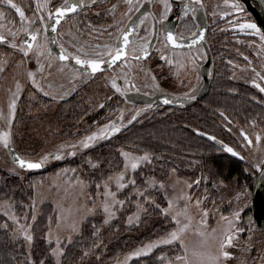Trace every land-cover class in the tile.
I'll return each mask as SVG.
<instances>
[{
	"label": "rangeland",
	"instance_id": "obj_1",
	"mask_svg": "<svg viewBox=\"0 0 264 264\" xmlns=\"http://www.w3.org/2000/svg\"><path fill=\"white\" fill-rule=\"evenodd\" d=\"M31 2L32 5L30 8H27V6L22 7L18 2L14 3L25 11L26 17L33 18L36 4H43L45 0H32ZM132 2L134 1L132 0ZM235 2H237V0H208L207 2L205 9L208 11L210 38L214 46L213 66L209 76L212 81H215L216 68L220 66V62L224 63V66H228L227 71L229 80L250 89L252 92L250 99L256 105L264 108V93H261L252 83V81L255 80L257 83L261 84V86H264V80H260L259 77L256 76V73L252 71V69L255 68L256 72L264 76V42L260 40L259 36L241 32L238 27L235 26L234 22L237 19H239L240 23L253 22L252 17L246 12L241 3L244 9L242 13H237L230 7V5ZM54 3L55 0H50L49 7H53ZM153 3L155 15L160 21L162 6L159 4L158 0H154ZM113 5L117 6L114 12L112 11ZM105 6L106 5L102 6V8ZM106 7L113 17L109 22L99 26L100 28L91 26V49L95 48L97 44L101 47L104 45H113L114 39L111 40L112 36L108 39H103L106 38L107 35H98L99 33L96 31H102L104 33L108 27L111 28L120 25L129 13V5L125 3V0H112L111 4H108ZM0 11L5 13V19L0 21L5 27L0 28V33L4 34L11 42L12 37L8 35V29L11 28L13 31H16L21 27V22L14 9L8 11L0 8ZM213 13L216 14L214 15ZM225 13H230V15L225 16ZM44 15L47 16L46 11ZM183 18L184 21L181 22L178 32L181 35L193 34L195 32V27L193 26L195 23L191 18V14ZM229 21L233 23L230 24ZM147 24V19H144L143 23H141L143 28L142 32L147 30ZM25 26H27L26 22ZM36 27H41L39 43L45 44L42 26L38 24L33 25L32 30H35ZM79 28L82 27L79 26L78 19L73 18L71 21H66L59 29L58 38L70 52H75V49L70 46L71 44H75L76 47H83L85 51L90 50V41L87 37L80 35L81 32L79 33ZM69 33H71V35H69ZM23 34V32L18 34L16 38L17 44L22 43ZM220 34L222 39H220ZM146 42L147 39L145 40L144 37L136 39L129 48V54H132L133 48L139 51L140 45ZM215 42L218 43V47ZM156 50L160 54L159 56L163 54L172 59L173 63L170 65L166 63L165 60H158V55L141 62L127 59L126 63L131 66L130 68L125 67L123 64H118L109 72L97 73L94 77H89L87 75H77L76 73L78 70L67 67L57 59L49 60L47 50L44 51V55L42 56L30 53L28 57H23L18 50L10 48L8 43L0 44V64L4 67V71L0 72V114H2V118H0V131L8 130V119L10 116L9 104L10 100L13 98V94L17 91L16 84L19 82L21 91L19 92V99L16 104L15 118L12 120L11 125L12 145L14 144L15 148L20 153L34 161L39 160L42 156L57 152L58 150L59 154L62 156L60 160H56L54 157L50 156L48 162L40 170H21L9 160L6 149L0 147V172L17 176L21 181L31 180L33 184V195L29 198L28 202L24 204L23 212H17L14 203L0 201V215L3 218L1 226L8 231L10 242H21L23 244L27 255L29 252L28 244L17 234V229L19 224H33L31 216L35 214L37 217L40 214L39 207L43 202L52 204L53 212L56 217L54 225L51 224V228L55 233L56 223L59 220L61 224L59 234L62 239L71 236L73 240L79 234L81 224L95 213L100 214L104 223L107 214L103 212V205L105 201H111L112 199L111 196L105 195L106 189L104 185L106 182L108 183L107 191L115 193L117 200L124 201L122 206L116 205L113 209V211H115V217L112 218L108 224L120 219L124 225H131L137 223L135 219L137 215L141 218L144 211L138 209L137 205L140 204L144 208L142 202L139 201V198L142 197L139 193H144V191L141 188L132 187L133 185L129 183V181L135 179V173L147 163H141L140 167L135 172H132L130 168L127 171L124 182L128 184L127 187H132V193H126V196L123 192L127 187L118 189L115 177L124 171V159L120 155L121 150L128 151L137 156L143 155L144 152L136 153L119 148L118 153L122 163L120 169L111 175V177H113L111 181L106 179L99 184V188L96 186L95 192L91 194L85 179L84 168L85 166L91 168L93 163L90 159L81 161V156L107 139H98L87 149L80 145V141L93 133H98L104 125L111 121L118 119V124H120L122 128L129 123L132 116L137 112L140 114L135 120L150 109H153V106L150 105L131 104L124 101L123 95L117 93L115 89L111 87V78L113 76H116L117 80L121 81L119 86L122 89H127L126 92L136 90L149 95L159 93L183 96H185V93H188L194 96L202 84L199 69L205 59L203 49L197 47L181 52L172 51L169 48H165L162 40H159ZM245 57H247V59H245ZM5 61L6 63H4ZM229 61L232 63H228ZM158 62L163 64L158 67L157 64H160ZM49 63H51V68L48 67ZM164 63L170 65L173 69L166 71ZM154 64H156V66ZM178 64H183L184 67H178ZM41 65H43V71H40ZM62 65L64 66L63 72L59 70ZM141 68L145 69V71H140ZM29 71L35 74L37 83L44 91L50 93L49 96H45L42 91L32 84V81L27 76V72ZM125 72L128 73L127 79L131 81V83H134L135 87L125 85ZM153 75L156 77L155 82L159 85V88L153 86V81L151 79ZM168 82L174 84L176 87H171V84H168ZM53 97H55V99H53ZM71 98L73 100H82L86 107H91V118L88 119V123L85 122L74 127L72 132H70L72 136L68 137V135L62 134L64 129L61 126V121L64 120V124L68 121L66 119L68 114L65 111L67 106H62L61 104L65 99ZM101 103H103L105 107L100 108L99 105ZM63 113L64 115H62ZM121 114L123 116L122 120ZM263 115H252L244 117L242 120L227 123V132L231 140L225 141L216 139L221 142V144L218 145L221 147L222 153L231 155L230 153L224 152L222 149V145L226 144L240 153L245 159L240 160L238 157H235L242 163L243 177L240 180L233 179L228 183H218L213 187V189L216 190L214 196H211L212 193L209 192L207 187L202 188L199 187L200 185H193L191 189L187 188V183H191L195 180L178 176V169L189 171L194 167V162L192 160H177L175 166L178 169H176L175 172L170 171V176L164 180H158L156 182L152 177L147 175L143 176L145 184H147L148 187L153 186V180L156 182L155 186L157 187L163 182L165 187L163 189L159 188L162 190L166 202L168 199H175L182 195H191L193 197L192 202H186L184 200L177 201L180 207H183L185 203L189 204V215L192 217V226L183 237L188 247L187 255L190 264H200L199 253L208 250L202 246L203 238L196 235L197 229H200L199 221L201 219L200 209L194 206V201L197 198L202 201L200 208L206 209L209 212V216L207 217V228L200 229L207 233H211L212 229H217L219 233L220 230L227 228V222L222 220L221 216L232 219L234 211L241 210V217L236 226L243 228L244 231L236 234L237 238L234 240V246L228 248L233 258L227 261V264H264V239L256 229L251 209L252 188L257 173L253 165L264 161ZM87 116L90 117V115ZM241 131L252 140V146H248L247 142L244 141L241 136ZM257 135L261 137L259 144L256 143L255 139ZM72 145H76V148L73 149L71 147ZM73 151H75V155L71 154ZM50 168H52L51 171L43 174L41 173V170H49ZM251 177L253 178V183L249 186L247 183L248 179H251ZM202 182L205 183L207 181L203 179ZM242 192L246 193V195L241 196L238 200L236 198L237 194ZM205 197L207 198L205 199ZM33 204L34 207H32ZM167 206L168 203L166 208ZM125 214H128L126 218H124ZM171 215L172 214L168 216L171 218ZM13 216L19 221V224L12 218ZM25 217H27V220H25ZM129 217H133V222L131 224L128 220ZM180 219L183 222V217H180ZM73 224L76 225L75 231L71 230ZM5 225H7V227H5ZM175 228L176 225L174 223V228L171 231ZM48 231L49 227L45 236ZM233 232H235V229H233ZM166 236L167 235H164L158 239L139 245L106 264H125L126 258L137 249L149 243L156 242ZM66 244L68 243L65 239L64 245ZM99 246H101V242ZM51 247H55V243H53ZM163 247H169V249L166 251L163 250L160 256H166L168 260L174 261L176 255L184 254L183 249L179 246V242H175L172 245H160L154 248L152 252ZM87 252H89V255H82L75 264H88L92 257V253L91 251ZM194 253L196 254L194 255ZM141 257H132V259L127 260V264ZM165 264H167V260Z\"/></svg>",
	"mask_w": 264,
	"mask_h": 264
},
{
	"label": "trees",
	"instance_id": "obj_2",
	"mask_svg": "<svg viewBox=\"0 0 264 264\" xmlns=\"http://www.w3.org/2000/svg\"><path fill=\"white\" fill-rule=\"evenodd\" d=\"M208 44L214 51L211 38ZM216 44L218 47V43ZM227 69L228 66L220 62V66L216 68L215 81H212L206 96L195 105L153 107L137 120L124 125L119 133L112 135L111 138L94 146L81 156V161L90 159L93 165H96V167L85 166L84 168L85 179L93 194L97 185L120 169L122 163L118 153L119 148L136 153H148L152 163L146 164L135 173L136 184L132 186L144 191V196L140 197L139 201L147 211L143 212L137 223L131 225H124L120 219L105 225L100 214L91 215L81 224L79 234L72 243L64 245L65 256L61 258V264H75L85 251L92 253L88 264H106L139 245L167 235L174 228L171 218L163 215L155 207L159 204L161 209L166 208L167 202L162 190L157 186L148 187L143 176L152 177L156 182L164 180L170 176L173 168L178 169L175 166L177 160H192L194 167L189 171L178 169V176L191 180L201 179L199 187H207L212 193L211 196L216 194L213 187L218 183H228L243 177L241 161L222 153L221 147L208 137L231 140L227 132L228 125H226L229 121L242 120L252 115H263L264 108L250 99L252 95L250 89L229 80ZM168 84H171V87L174 86L170 82ZM61 105L67 106L65 111L68 114L66 117L68 121L65 124L64 120L61 121L64 129L62 134L71 137L70 132L74 127L91 118V107H86L82 100L72 98L63 101ZM220 113H224V116ZM15 150L28 159L16 148ZM51 169L40 172L47 173ZM203 179L207 182H202ZM252 183L251 177L247 184L251 186ZM132 187L125 189L123 192L125 196L126 193H132ZM32 195L31 180L21 181L17 176L0 172V201L14 203L15 210L21 213L24 210V204ZM148 200L154 203H148ZM39 210L40 214L34 224V245L31 257L33 261L42 258V253L46 249L50 251L44 237L50 220L54 225L56 217L53 206L49 202L41 203ZM127 215L125 214L124 218ZM2 222L3 218L0 215V264H23L27 252L21 242H10L8 231L1 226ZM93 226L98 229L95 235ZM100 242L101 246L96 247L95 245H100ZM168 249L169 247L158 248L150 255L134 259L128 264H160L158 257L163 250ZM46 264H55V261L50 258L46 260Z\"/></svg>",
	"mask_w": 264,
	"mask_h": 264
},
{
	"label": "snow or ice",
	"instance_id": "obj_3",
	"mask_svg": "<svg viewBox=\"0 0 264 264\" xmlns=\"http://www.w3.org/2000/svg\"><path fill=\"white\" fill-rule=\"evenodd\" d=\"M159 4L162 6V11L160 15V22L163 23L164 20L167 19L169 13L172 11V5L170 3V0H158ZM92 3L95 4L96 0H92ZM125 3L129 5V11L132 10V0H125ZM0 4H6V6L10 7V9H14L15 13L18 15L19 20L21 22V27L18 28L16 31H13L11 28L8 29V35L12 37L11 42H7V38L4 34L0 33V44L8 43V46L14 50H18L23 57H28L30 53H33L37 56L44 55V51L47 50V55L49 60L57 59L60 62L65 61H74L76 65L80 66V68L83 69V72L77 71V75H87L89 77H94L97 73H102L104 71L103 66L105 64L108 65V67H112L114 65L123 64L125 67L130 68L131 66L126 63L129 53L127 52L128 46L131 43L130 41V35L131 32L127 31L125 26L124 28H119V35L116 37L117 44L115 46L113 45H104L101 47L99 44L95 46V48H92L89 51H85L83 47H76L75 44H71L70 46L75 49V52H70L67 50L64 44L59 43L55 37L51 39V43H55L59 45V55L53 57L52 51L50 48H47V44H40L39 43V37L41 35V27H36L35 30H32L33 25H40L42 26V30L45 36V40H48L47 33L49 31V28L53 33L57 31V26L61 24V21L67 19L70 17V14H75L77 11L81 8H83L85 5L83 4V0H63V2L59 6L55 7H49L50 0H45L43 4L37 3L36 9L33 15V18H28L25 15V11L18 6L16 3L13 2V0H0ZM200 9L204 8V4L202 3V0H191L189 4H185L183 6V13L185 17H188L191 14V18L195 20L196 13H197V7ZM116 5L112 6V11L114 12L116 9ZM232 9H234L237 13H242L244 11L241 4L238 2H235L230 5ZM45 11L47 12V16L44 15ZM136 11H139V7H136ZM38 14V15H37ZM214 15L216 13H213ZM151 15V13H149ZM225 16L230 15V13H225ZM5 19V13L3 11H0V21H3ZM155 19V17H154ZM25 22L27 26H25ZM141 23H143V20H141ZM229 23H233L232 21H229ZM235 26L238 27V29L241 32H246L247 34L256 35L259 36L260 40L264 42V31L261 30L260 27L257 26L254 22H244L240 23L239 19H237L235 22ZM197 28V31L192 34L193 38L191 41V44L187 45L189 48H191L192 45L197 44L200 41H203L205 38V33L203 30L199 28V26L193 25ZM5 25L3 23H0V28H4ZM134 31V29H133ZM20 32H23L24 35L27 37L25 40H23L22 43L17 44L16 38ZM71 35V33H69ZM163 45L165 48H171L173 51L175 49L183 48L185 47V44L183 42V38L180 36H177L174 32L171 30H167L164 34L163 38ZM150 53L148 51V47L146 44H141L139 47V51H137L136 48L132 49V59L136 61L141 60H147ZM161 60H165L166 63L172 64L173 60L164 56L163 54L160 56ZM247 59V57H245ZM6 63V61L4 62ZM39 63V61H38ZM228 63H232L229 61ZM48 67L51 68V63L48 64ZM178 67H184L183 64H178ZM61 72L64 70V66L62 65L59 69ZM4 71V67L2 64H0V72ZM40 71H43V65L40 67ZM140 71H145V69L141 68ZM253 72L256 73V76L259 77L260 80H264V76H262L259 72H256L255 68L252 69ZM28 78L32 81V84L36 86L40 91L43 92L45 96H49L50 93L48 91H44L43 88L40 87V85L37 83L35 79V74L31 71L27 72ZM128 73H124V82L125 85H128L129 87H135L134 83H131L127 79ZM153 81V86L159 88V85L156 84V77L153 75L151 77ZM117 77L113 76L111 78V87L115 89L117 93H120L121 95H125L127 89H122L117 84ZM253 86L259 89L261 93H264V86H261V84L257 83L255 80L252 81ZM16 93L13 94V98L10 100L9 109H10V116L8 119V130L7 131H0V147H3L4 149H9L10 152H12V161L13 164L18 165V167L22 170H35L42 168L49 160V157L52 156L56 160L62 159V156L59 154V150L57 153H51L45 156H42L39 160L33 161L30 159H26L23 156L19 154H15L14 149L11 148L12 145V135H11V125L12 120L15 118V111H16V104L17 100L19 99V92L21 91V85L19 82L16 84ZM185 98L187 99H195V96H191L188 93H185ZM55 99V97H53ZM110 99V97H109ZM176 99V97L170 98L169 96L165 95L163 99L164 104H172ZM100 108L105 107L103 103L99 105ZM140 113L137 112L135 115L132 116L129 123L132 122V120H135L136 117ZM221 116H224V113H220ZM0 118H2V114H0ZM123 119V116L121 114V120ZM227 120V117H225ZM231 123V121H229ZM121 131V126L115 121H111L108 124L104 125L98 133H93L92 135H89L85 137L82 141H80V145L87 149L92 144L97 141L98 139H109L112 135H115L116 133H119ZM200 135H205L204 133H199ZM241 136L243 137L244 141L247 142L248 146H252V140L243 132L241 131ZM208 139L216 141L217 144H221L220 141H217L214 136H209ZM256 143L259 144L261 137L259 135L256 136ZM73 149L76 148V145L71 146ZM222 149L226 153H230L233 157H238L240 160H244L245 158L240 155V153L236 152L232 147H229L226 144L222 145ZM72 155H75V151L71 153ZM120 155L124 159V171H122L118 176L115 177L117 188L118 189H124L128 186L127 183H125V176L129 168L132 172H135L141 165V163H147L151 164L152 160L148 153H144L143 155L137 156L133 155L128 151H120ZM93 167H96V165H93ZM253 167L256 168L258 172V181L260 184H264V161H261L259 164L253 165ZM173 172L176 171L175 168L172 169ZM113 177H109L108 180L111 181ZM132 185L136 184L135 179H132L129 181ZM155 181H152V185L155 186ZM201 183V179H196L195 181L191 183H187V188L191 189L193 185L199 186ZM260 184L257 186L259 187ZM99 188L100 185H97ZM106 192V196H111V201H105L103 205V212L107 214V218L104 220L105 224H108L109 221L115 217V211L113 209L116 207V205L122 206L124 201L117 200L116 194L112 193L110 191H107L108 189V183L106 182L104 185ZM159 187L163 189L165 185L163 182L159 184ZM141 196H144L143 192L139 193ZM246 195V193H238L237 199L239 200L241 196ZM207 197H205L206 199ZM178 200H184L186 202H192L193 197L191 195H182L180 197H177L175 199H168L167 208H160L159 204H156L155 207L161 211V213L165 216H168L170 214L172 221L175 223L176 228L169 232L166 237L161 238L160 240L149 243L145 245L144 247L137 249L135 252H133L129 257L126 258L125 264H127V260L132 259V257H141V256H147L149 255L154 248L159 247L160 245H172L175 242H179V246L183 249L184 254L183 255H176L175 260H168L166 256H160L159 261L160 264H165V261L167 260V264H190V261L188 259V247L184 242V235L185 233L191 228L192 226V217L189 215V204L185 203L183 207H180V205L177 203ZM148 203H154L152 200H148ZM202 201L197 198L194 201V206L197 209H200V215L201 219L199 221L200 229H206L207 228V217L209 216V212L206 209H201ZM214 203V202H213ZM34 207V204L32 205ZM138 209H141L142 211H147L146 208H143L142 205H137ZM180 217H183V222L180 219ZM241 217V210H236L233 213V218L229 219V217L221 216V219L227 222L228 227L225 229H222L217 231V229H212L211 233H207L206 231L197 229L196 235L203 238L202 240V246L208 249L206 252L199 253L200 256V264H227V261L232 259V254L228 251V248H231L234 246V240H236L237 236L236 234L239 232L244 231L243 228H239L236 225L238 224ZM17 224H19V221L16 220V218L12 217ZM37 217L35 214L31 216V220L33 221V224H19V227L17 229V234L23 238V240L28 244L29 252L28 255L25 257V261L23 264H46V260H49L50 258L55 259V264H61V258L65 256L64 251V240H67L68 244L72 243L71 236H68L66 238H61L59 234V230L61 228V224L59 220L56 223V232L54 233L51 228V220L49 222V231L45 236L46 243L49 245L50 251L46 249L42 253V258H40L38 261H33L31 259L32 257V248L34 245V224ZM136 221H139L140 216L137 215L135 217ZM25 220H27V217H25ZM129 223L131 224L133 222V217L128 218ZM7 227V225H5ZM94 228V235L96 232H98V229ZM233 229H235V232H233ZM71 230H76V225L73 224L71 226ZM55 243V247H51V245ZM96 247H99L98 244L95 245ZM196 253H194L195 255ZM84 256H88L89 252L85 251L83 253Z\"/></svg>",
	"mask_w": 264,
	"mask_h": 264
},
{
	"label": "flooded vegetation",
	"instance_id": "obj_4",
	"mask_svg": "<svg viewBox=\"0 0 264 264\" xmlns=\"http://www.w3.org/2000/svg\"><path fill=\"white\" fill-rule=\"evenodd\" d=\"M31 1L32 0H13V2H18V4H20L22 7L27 6V8L31 7V5H32ZM101 1H103V2H101ZM133 1L134 2H132V5H133L132 10L129 11L128 15L125 17V19L122 21V23L120 25H118L116 27H111V28L108 27L105 30L104 33L102 31H98V30L96 31L97 33H99L98 35H101V34H104V36L107 35L106 38H103V39H108V38H110L112 36L111 40L114 39L113 46H115V44L117 42L116 37L119 35V28H124L125 26L128 27V25L130 24V22L133 19V17L140 11L141 8H144L146 10L148 8L149 10L146 11L145 13H143L141 16H139V18L133 24L132 30H131V40H130L131 43L128 46L127 52L129 51L130 46L135 42L136 39H138L140 37L141 38L144 37L145 40L147 39V42L144 43V44L147 45L148 49H149V45L151 44V42H153V45L151 47V52H150V55H149L148 59L151 58V57L153 58V56H157V55L159 56L160 54L156 50L157 49V43H158L159 40H162V42H163L164 34H165V32L167 30H169L171 25H173V32L177 36H180L183 39L192 36V33L188 34V35H181L178 32V28H179L181 22L184 21V18H183L184 17V13H183V10H182L183 6L185 4H189L191 2V0H170V3L172 5V11L169 13L167 19L164 20L163 23H161L157 19L156 15H155L154 3H153L154 0H133ZM62 2H63V0H55V3L53 4L54 5L53 7L59 6ZM111 2H112V0H96V3L93 4L92 0H83V4L85 6L83 8H81V9H79L77 11V13L70 14L69 18L61 21V24L57 26V31L55 32V39L59 43H62L59 40V38H58V32H59L60 27L66 21H71L73 18H75V19H78V24H79L80 27H82V28H79V33L81 32L80 35H83L84 37H87L89 39V41H90V50H91V26L95 27V28L96 27L100 28L99 26L103 25V23L105 24V23L109 22V20H111L113 15L111 14V12L109 10L106 9L107 8L106 6L108 4L110 5ZM207 2H208V0L202 1V3L204 4V8H202V9H200L198 6H196L197 9H198L197 13H196V17H197L198 12H202L204 17H205V19H206L205 41H206V44H207V46H208V48L210 50V54H211L210 70H209V75H210L211 68L213 66L214 51H212L211 48L208 45L209 38L211 36H210V31H209V25L210 24H209V19H208V14H207L208 11L205 9L206 6H207ZM238 2L241 3L244 6V8H245V5L240 0H238ZM252 2H253V5L255 6V8L258 9L259 8L258 4L255 1H252ZM104 5H106V6L104 8H102V6H104ZM136 7H139V11H136ZM0 8L10 11V7L6 6V4L0 5ZM245 10H246V8H245ZM246 12L252 17L253 22L256 23V21H255L254 17L252 16V14L249 11H247V10H246ZM149 13H151V15H149ZM154 17H155V19H154ZM144 19H147V22H148L147 25L148 26H147V30L145 32H142L143 28L141 26V20L144 21ZM194 23H195L196 26H198L196 18L194 20ZM133 29H134V31H133ZM196 31H197V28L195 27V32ZM220 39H222L221 34H220ZM23 40H25V35L24 34L22 36V42H23ZM7 42H10V41L7 39ZM45 42L47 44V48H49L48 42L46 40H45ZM197 47H201L203 49V47L201 45H197L196 47H193V48H190V49H175L174 51H180V52L181 51H187V50L195 49ZM169 49L172 50L170 47H169ZM203 51H204V49H203ZM52 54L55 57V54L53 52H52ZM204 55H205V52H204ZM127 59L136 61V60L132 59V54H129ZM157 59L159 60L160 56ZM141 61H143V60H141ZM141 61H137V62H141ZM206 61H207V58H206V55H205V59H204L203 63H205ZM60 63L66 65L67 67H69V68H71L73 70H76L75 68H72V67L68 66L66 63H63V62H60ZM158 63H160V62H158ZM156 64H154V65L156 66ZM161 64H163V63L157 64L158 67ZM117 65L113 66L111 69H109V70H107L105 72H109V71L113 70V68L116 67ZM164 66L166 68V71H168L170 69H173L170 65H167L166 63H164ZM210 79H211V77H210ZM166 80H168V79H166ZM211 83H212V79H211ZM211 83H210V85H211ZM117 84L120 85L121 81L117 80ZM134 91H136V90H133V92ZM129 92H132V91H129ZM175 95H177V94H175ZM181 96H183V95H181ZM65 100H67V99H65Z\"/></svg>",
	"mask_w": 264,
	"mask_h": 264
},
{
	"label": "water",
	"instance_id": "obj_5",
	"mask_svg": "<svg viewBox=\"0 0 264 264\" xmlns=\"http://www.w3.org/2000/svg\"><path fill=\"white\" fill-rule=\"evenodd\" d=\"M240 1L245 5L246 10L252 14L257 25L261 28V30L264 31V1L263 0H240ZM252 1H255L258 4V6H259L258 9L255 8ZM148 10H149L148 8H147V10L144 8H141L140 11L133 17L130 24L126 28V30L131 32L132 26L135 23V21L139 18V16H141L143 13H145ZM196 19H197V25L205 33L206 19H205L203 13L198 12ZM169 30H171L173 32V25L170 26ZM47 37H48L47 42H48L49 48L55 54V56H58L59 51H60L59 45L55 44V43H51V39L53 37H55V33H53L50 28H49V31L47 33ZM26 38L27 37L25 36V39ZM192 38H193V36L183 39L185 47L179 48V49H190L187 45L191 44ZM130 40H131V35H130ZM116 44H117V42H116ZM152 45H153V42H151V44L149 45V49H148L149 53L151 52ZM197 45H201L203 47L207 61L205 63H203L199 69V74H200V78L202 80V84L194 95L195 99H187V98H185V96H181V95L159 94V93L149 95V94L142 93L139 91H134V92L132 91V92H126V94L123 95L124 100L127 103H131V104L150 105L153 107H156V106L191 107V106L195 105L196 103H198L200 100H202L205 97V95L207 94V91H208V89L210 87V83H211V79L209 76L211 54H210V50L206 44L205 38L203 41H200L197 44L192 45L191 48L196 47ZM63 63H66L68 66L75 68L76 70H78L80 72H83V69L80 68V66L76 65L74 61L70 60V61H65ZM112 67H108V65L105 64L103 66V68H104L103 72L111 69ZM165 95L169 96L170 98L176 97L178 99H176L172 104H164L162 101H163ZM118 121H119L118 119L115 120V122H117V123H118ZM11 148L14 149L15 154H19L15 150L13 145H11ZM6 153L9 157L10 161L13 163L12 152H10L9 149H6ZM54 153H57V152H54ZM15 166L17 168H19L18 165H15ZM40 169H35V170H40ZM257 177H258V172L256 173L253 188H252V197H251L252 218H253L254 224L256 226V229L258 230V232L260 233V235L264 239V184H260ZM258 184H260L259 187L257 186Z\"/></svg>",
	"mask_w": 264,
	"mask_h": 264
}]
</instances>
